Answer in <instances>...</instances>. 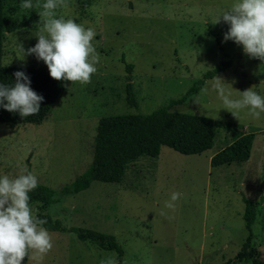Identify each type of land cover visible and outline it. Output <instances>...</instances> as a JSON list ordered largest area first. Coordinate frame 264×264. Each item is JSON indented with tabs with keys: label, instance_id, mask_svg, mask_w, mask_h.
Masks as SVG:
<instances>
[{
	"label": "rangeland",
	"instance_id": "1",
	"mask_svg": "<svg viewBox=\"0 0 264 264\" xmlns=\"http://www.w3.org/2000/svg\"><path fill=\"white\" fill-rule=\"evenodd\" d=\"M41 0L23 9L21 0H6L5 12L19 27L6 34L2 63L46 67L31 54L36 42ZM232 0H64L59 16L92 28L96 72L86 84L70 82L41 123L14 127L0 121V175L14 178L27 170L39 184L53 188V201L41 209L66 228H92L114 235L122 264H224L234 259L248 236L244 197L257 203L252 243L264 258V113L247 109L233 117L220 105L211 82L220 77L234 97L252 88L264 96V63L248 58L240 46L223 41L227 25L213 23ZM231 64L176 109L212 117L214 145L200 154H183L162 145L156 157L131 163L121 182L93 181L74 194L64 185L84 173L92 161L99 119L115 114L150 113L184 96L203 75ZM133 65L137 105L126 100ZM47 68V67H46ZM244 132H254L251 157L243 163L212 167L210 155ZM178 193L169 201L171 193ZM172 206L168 207L167 204ZM52 247L27 264H102L115 251L79 239L76 232L48 230ZM237 264H253L250 259Z\"/></svg>",
	"mask_w": 264,
	"mask_h": 264
},
{
	"label": "trees",
	"instance_id": "2",
	"mask_svg": "<svg viewBox=\"0 0 264 264\" xmlns=\"http://www.w3.org/2000/svg\"><path fill=\"white\" fill-rule=\"evenodd\" d=\"M5 1L0 0V83L12 84L15 79L13 72L23 70L30 77V87L42 95L43 100L36 114L24 118H21L18 113H10L0 108V121L11 127L26 123H41L48 118L55 102L66 91L70 81H58L51 78L46 67L13 66L2 63L6 34L19 27L18 21L6 14ZM230 64L231 62L227 61L207 71L184 96L171 100L167 105L153 112L101 117L96 130L90 166L73 182L64 185L61 193L66 195L78 193L89 188L93 181L121 182L131 163L142 156H158L162 145H168L188 155L200 154L211 149L214 145L216 121L209 116L183 112L176 108L182 106L192 94L198 92L207 79L213 78ZM126 70L128 72L126 100L129 105L136 106L137 99L131 82L133 65L127 63ZM254 139V132L239 134L231 143L215 152L210 160L211 166L218 167L249 160ZM55 193L56 191L49 185L38 183L37 187L29 193V203L30 205L41 203L40 207L43 209L51 204ZM244 201L246 228L249 233L236 257L224 264H237V261L243 259H250L253 264H264L261 249L252 243L254 238L252 225L256 220L257 203L247 197H244ZM37 216L45 220L43 227L48 230H70L76 232L82 241H89L100 248L115 251L118 264H122L124 249L114 235L92 228H66L59 219L43 211L38 212ZM29 253L22 259L21 264H27Z\"/></svg>",
	"mask_w": 264,
	"mask_h": 264
},
{
	"label": "clouds",
	"instance_id": "3",
	"mask_svg": "<svg viewBox=\"0 0 264 264\" xmlns=\"http://www.w3.org/2000/svg\"><path fill=\"white\" fill-rule=\"evenodd\" d=\"M63 4L64 0H41L34 32L36 42L26 53L20 46L19 49L21 54H31L43 61L51 78L86 84L96 72L97 56L92 44L95 32L72 18L59 16L56 10ZM21 7L33 9V0H21ZM221 20L227 25L222 42L231 40L248 58L264 63V0H232L211 21ZM13 76L12 84L0 83V108L18 113L21 118L36 114L43 96L30 87V77L23 70L14 71ZM225 83L217 76L211 82L220 101L216 111L223 108L236 118L243 109L252 118L264 113V96L250 87L239 91L237 98ZM37 184V177L27 170H21L14 178L0 175V264H21L29 250L34 258H42L52 247L50 234L43 227L45 220L37 216L29 203V193ZM178 195L171 193L169 201L177 200ZM102 264L117 262L111 257Z\"/></svg>",
	"mask_w": 264,
	"mask_h": 264
},
{
	"label": "crops",
	"instance_id": "4",
	"mask_svg": "<svg viewBox=\"0 0 264 264\" xmlns=\"http://www.w3.org/2000/svg\"><path fill=\"white\" fill-rule=\"evenodd\" d=\"M215 153H212L211 155H210V160H211V158H212V156L214 155Z\"/></svg>",
	"mask_w": 264,
	"mask_h": 264
}]
</instances>
